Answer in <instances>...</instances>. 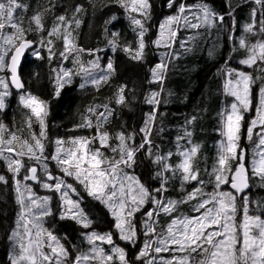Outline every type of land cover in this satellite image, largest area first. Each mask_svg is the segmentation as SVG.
Wrapping results in <instances>:
<instances>
[{
    "label": "snow or ice",
    "instance_id": "6c2138e0",
    "mask_svg": "<svg viewBox=\"0 0 264 264\" xmlns=\"http://www.w3.org/2000/svg\"><path fill=\"white\" fill-rule=\"evenodd\" d=\"M119 3L129 13L138 39L135 48L128 45L122 50L131 59L142 60L147 47L145 36L148 29L145 22L150 18L152 6L149 0H119ZM255 3L264 9V0H255ZM168 7L176 11L159 24L158 38L153 41L157 48L173 49L181 27L199 30L215 27L217 22L221 25L225 22L224 15L216 13L203 2L188 4L184 0H168ZM28 8L24 0H0V71L7 69L10 73V80L0 77V109L5 108V98L11 95V85L21 90L20 103L30 112L28 127L31 128L34 117L41 128L39 136L35 133L31 135L30 142L13 132L5 137V125L0 124V158L7 161V168L13 173L16 202L20 208L16 227L9 237L13 241L11 264H131L125 249L116 244L112 232L87 233L88 251L80 252L70 262L69 250L60 238L43 227L44 219L54 215L50 206L52 197L37 195L29 181L50 192L59 193L61 220H73L83 229L92 226L93 221L82 207L83 196L66 178H72L87 196L105 205L114 218L119 239L133 245L138 240V229L134 223L136 213L141 212L146 205H152L142 213L145 217L143 235L147 239L136 259L142 260L143 264H264V199L254 201L248 191L253 180H258L260 187H264V19L259 21L257 30L256 11L253 10L252 22L243 28L247 35L238 38L239 48L246 52V58L241 59L239 64L247 68L256 66L261 75L254 77L252 73L237 68H228L222 74L223 94L233 99L217 114V132L222 139L218 142L211 171L203 169L210 177L205 181L201 178L199 165L201 145L193 141L192 131L185 127L183 134L176 136L175 152L161 153L159 146H154L152 132L161 103L160 92H152L146 98L145 102L153 107L140 129L142 137L139 144L135 141L136 133L126 135L120 131L113 136L104 128L108 117L112 115V110L105 105L104 112L89 108L91 115L85 116L83 124L79 126L95 128L94 137H72L67 142L57 138L53 153L46 155L43 141L47 139L45 117L48 115V103L27 92L18 74L22 57L29 49H32L31 54L37 59L44 58L33 48L36 42L27 39L30 31H45L43 14L37 12L29 17V26L25 28ZM81 10L77 6L76 11ZM261 15L264 16V11ZM56 21L47 31L50 39L46 42L41 39L40 47H47L51 60L54 55L51 37L62 40L64 50L60 53L61 58L68 60L76 53L74 63L78 71L73 73L61 67L56 72L55 96L59 97L61 89L71 83L73 75H83L85 83L80 85L81 88L87 83L97 88L102 82L107 83L115 71L111 59L103 68L98 56L89 61L87 66L79 59L78 53L85 50L75 43L72 24L74 22L79 27L81 21L75 18L69 20L64 15L56 17ZM118 35L112 33L113 39L108 42L113 52L119 46L115 39ZM249 35L261 38L251 43ZM186 44L187 41H183L180 47L184 48ZM88 51L90 55L95 54L93 50ZM162 56L165 60L151 69L150 81L161 86L169 66L166 60L174 57L175 52L162 53ZM97 71L102 74L94 75ZM257 80L261 81L259 104L244 137L250 145L254 135L257 141L251 149V160L248 161L249 150L240 143L242 122L244 113L252 110L253 85ZM124 92L125 87H120L116 104L125 103ZM92 115L96 116L95 124ZM195 120L196 117H192L187 123L192 124ZM97 143L99 147L95 146ZM105 149L113 155H106ZM141 152L146 153L159 168L155 177L160 180V185L155 189H149L129 171L134 168ZM174 157L179 159L175 160ZM26 160L35 163L29 164ZM49 160L55 162L63 176L53 175L49 170ZM172 178L179 179L181 188L192 182L198 186L178 200L166 199L163 193L168 190ZM0 182L6 184L8 181L0 175ZM209 184L212 186L211 191H205ZM225 186L229 190H225ZM73 195L76 199H73ZM188 204H191V215L181 211V206ZM163 217L169 218L166 223ZM105 244L109 246L108 249L102 246ZM162 253L169 255L165 258Z\"/></svg>",
    "mask_w": 264,
    "mask_h": 264
},
{
    "label": "trees",
    "instance_id": "16d2710c",
    "mask_svg": "<svg viewBox=\"0 0 264 264\" xmlns=\"http://www.w3.org/2000/svg\"><path fill=\"white\" fill-rule=\"evenodd\" d=\"M24 2L29 5L28 11L25 13L24 27L29 26L28 18L37 12L43 14L45 25L44 32L30 31L27 33V39L36 42L34 49L38 50L44 58L37 59L31 54V51L21 67L20 78L25 84L27 92L48 103V115L45 117L47 139L43 141L46 146V155L53 153L54 141L57 138H62L67 142L72 137H94L95 128L79 126L83 124L85 116L91 115L88 112L89 108H95L97 112H104L105 105L112 110V115L108 117L104 128L113 136L120 131L125 132L126 135L136 133L135 141L139 144L142 137L140 129L144 126L147 114L152 111L153 107L145 102L146 98L152 92H160L161 103L152 132L154 146H159L161 153L175 152V138L177 135L183 134L186 127L192 131L193 141L201 145L200 167L212 168L218 142L222 139L217 132L219 127L217 114L230 101V98H226L223 94L224 77L222 74L228 68H237L252 73L254 77L261 75L256 66L249 69L239 64L241 59L246 58L245 50L240 49L238 43V38L241 35H247L243 31L244 25L252 22L253 10L256 11L257 30L260 26L259 21L264 19V16L261 15L264 9L257 5L255 0H184L188 4L206 3L216 13L224 15L225 22L222 25L217 22L215 27L199 30L181 27L173 49L157 48L153 41L158 38L159 24L166 17L173 15L176 9L168 7V0H149L152 7L150 18L145 22L148 29L145 36L147 47L144 58L139 61L131 59L122 50L124 46L128 45L135 48L138 39L136 32L133 31L129 13L120 6L119 0H24ZM77 6L81 7L80 12L76 11ZM60 15L66 16L69 20L75 18L81 21L79 27L73 22L72 34L78 47L85 50L78 53L82 63L87 66L89 61L98 56L103 68L109 59L113 61L115 71L107 83L102 82L98 88L87 83L84 88H81L80 85L85 83L83 75H73L71 83L66 84L61 89L59 97L55 96L56 72L61 67L69 69L73 73L78 71V66L74 63L76 53L70 56L68 60L61 58L60 53L64 50L62 40L51 37L54 41L52 46L54 55L51 60L48 58L47 47H40L41 39H44L45 42L50 39L47 36V31L57 22L56 17ZM113 17H115L114 20ZM233 18L235 19L234 27ZM32 27L34 29L35 25L33 24ZM114 32L119 34L115 38L119 45L115 52L112 51L108 43L109 40L113 39L112 33ZM190 37H195V39H189ZM260 38V36H248L251 43H255ZM183 41H187V44L181 48L180 43ZM88 50H93L95 54L90 55ZM172 51L175 52V56L166 60L169 66L165 73L163 85L150 82L152 80L151 69L161 60H165L162 53ZM101 74L99 71L94 73L96 76ZM260 85L261 81L258 80L254 90H258ZM122 86L125 87L126 101L123 105H118L115 100L118 90ZM161 87L163 91H161ZM256 94L257 92L253 91L254 98ZM19 96L20 94L11 93L9 98H5L4 110L13 115V118L8 120L9 124L5 128L4 135L7 137L9 132H13L17 136L32 142L31 135L35 133L39 136L41 128L34 117L31 128L28 127L27 121L30 112L21 105ZM192 117H196V120L192 124H188L187 121L191 120ZM91 119L95 124L96 116L92 115ZM246 124L242 128L240 143L242 147L249 150V160L250 150L255 145L257 138L254 135L251 145L247 142L244 138L246 136ZM95 146L99 147V144L97 143ZM103 151L108 156L113 155L108 149ZM174 159L178 160L179 158L174 157ZM26 163L34 164L35 162L26 160ZM48 163L49 170L53 175L63 176L54 162L49 160ZM158 170V166L152 162V159L146 153L141 152L137 156V163L134 168L129 171L138 176L149 189H155L160 185V180L155 177V172ZM0 175L5 176L8 181L6 184L0 182V264H11L9 237L15 226L20 208L16 202L13 173L8 170L7 161L3 158H0ZM23 175L24 172L22 171L21 176ZM66 179L80 191L83 196L82 207L93 221L91 228L84 230V232L95 230L99 220L107 222L108 227L97 232L101 234L112 232L116 244L126 250L127 258L131 264H143L142 260L136 259V253L139 245L147 239L143 235L144 229L141 227L145 220L142 213L151 204L146 205L144 210L135 216L134 223L137 224L138 240L136 245H133L119 239L114 228V218L105 205L87 196L83 188L72 178ZM194 184L196 182L186 184L181 188L179 179L172 178L169 180L168 190L163 195L169 193L173 196L172 200H178L184 197L188 189ZM207 189H210V184ZM225 189H228L227 186ZM43 194L42 196L52 197L50 206L54 213V215L44 219L43 227L58 236L61 243L71 251L69 238L73 244L80 243V233L83 229L73 220H61L59 218L60 201L58 193L45 191ZM73 198L75 199V196ZM190 205H184L183 209L189 211ZM55 224L60 226L61 230ZM76 254L78 252H75L74 256Z\"/></svg>",
    "mask_w": 264,
    "mask_h": 264
},
{
    "label": "rangeland",
    "instance_id": "374dc122",
    "mask_svg": "<svg viewBox=\"0 0 264 264\" xmlns=\"http://www.w3.org/2000/svg\"><path fill=\"white\" fill-rule=\"evenodd\" d=\"M247 68V67H246ZM250 69V68H249ZM5 70L4 71H0V77H4V78H6V75H5ZM248 72V71H247ZM256 83H258V80L256 81ZM256 85V84H255ZM255 85H253V91H255V92H258V90H254V87H255ZM6 98H9V96L8 97H6ZM230 98V97H229ZM256 98V97H255ZM233 99V98H232ZM253 99H254V97H253ZM253 99H252V105H253ZM255 107L251 110V111H249V112H246V113H244V121L242 122L243 123V125L245 124V123H247L246 124V130H247V127L249 126V123H250V121L255 117V115H256V108H257V106H258V104H259V96L257 95V98H256V101H255ZM251 108H252V106H251ZM11 118H13V115H11L9 112H7L6 110H4V109H0V124H3V125H5V128H6V126L9 124L8 123V120H10ZM254 147V146H253ZM251 160V150H250V155H249V160L248 161H250ZM250 166V165H249ZM201 168V178L202 179H204L205 181H208L209 179H210V177H209V175H208V173H206V172H204L203 171V169H205V167L204 166H202V167H200ZM211 171V169H208V172H210ZM204 175H206V177H204ZM30 182V181H29ZM251 184H252V187H251V191L249 192L250 193V197L255 201V200H261V199H264V187H260V185H259V181L258 180H253V181H251ZM195 186H198L197 184H194L192 187H190L189 189H188V192H190V191H192L193 190V188L195 187ZM208 186V185H207ZM38 189L39 190H41V192H45V191H48V190H46V189H44V188H42V187H38ZM212 189V186L210 185V189H207V187L205 188V191H210ZM225 190H227V189H225ZM59 194V193H58ZM37 195H39V196H42L41 194H38L37 193ZM74 197V196H73ZM164 197L166 198V199H171L173 196L171 195V194H169V193H166V194H164ZM74 199V198H73ZM75 199H76V197H75ZM190 207H191V205H190ZM254 207H255V205L253 204L252 205V208L254 209ZM107 208V207H106ZM149 209V208H148ZM142 210H144V209H142ZM141 210V211H142ZM181 211H183V208L181 207ZM190 211H191V209H190ZM137 214H139V212L138 213H136V215ZM169 218L168 217H163V221L166 223L167 222V220H168ZM136 224V223H135ZM137 225V224H136ZM55 226L59 229V230H61L60 229V226H57V224H55ZM16 227V223H15V226H14V228ZM108 227V223L107 222H105V221H103V220H99L98 222H97V228H95V230H93V231H99L100 229H102V228H107ZM141 227H143V225H141ZM13 228V229H14ZM62 228V227H61ZM13 231V230H12ZM12 231H11V233H12ZM90 232H92V231H90ZM90 232H87V233H90ZM87 233H84V234H81L80 233V235H81V241H80V243H76V244H73V241L69 238V244L71 245V251H69V253H70V259L72 260V258H74V253L75 252H78V254L80 253V252H84V251H88V249H89V245L87 244V241H86V234ZM62 234H63V232H62ZM65 234H67V233H65ZM11 236V235H10ZM9 242H10V247H9V258H10V254L12 253V251H13V241L11 240V239H9ZM125 242V241H124ZM144 244V243H143ZM143 244L139 247V250H141V248L143 247ZM81 245V246H80ZM135 245H136V243H135ZM80 246V247H79ZM103 247H105V249H108L109 248V246L108 245H102ZM126 251V250H125ZM138 253H139V251H138ZM137 253V254H138ZM162 256H164L165 258H167L168 257V255L169 254H167V253H162L161 254Z\"/></svg>",
    "mask_w": 264,
    "mask_h": 264
},
{
    "label": "water",
    "instance_id": "95a60500",
    "mask_svg": "<svg viewBox=\"0 0 264 264\" xmlns=\"http://www.w3.org/2000/svg\"><path fill=\"white\" fill-rule=\"evenodd\" d=\"M33 47H34V45H33ZM30 50V49H29ZM28 50V51H29ZM27 51V52H28ZM26 52V53H27ZM25 56H26V54H25ZM25 56L24 57H22V60H21V64H20V66H19V68H18V74H19V71H20V68H21V66H22V64H23V61H24V59H25ZM7 73L9 74V80H10V73L7 71ZM11 86V85H10ZM11 88L15 91V92H20L21 90H17V89H15L13 86H11Z\"/></svg>",
    "mask_w": 264,
    "mask_h": 264
},
{
    "label": "bare ground",
    "instance_id": "6f19581e",
    "mask_svg": "<svg viewBox=\"0 0 264 264\" xmlns=\"http://www.w3.org/2000/svg\"><path fill=\"white\" fill-rule=\"evenodd\" d=\"M53 228V227H52ZM56 229V228H55Z\"/></svg>",
    "mask_w": 264,
    "mask_h": 264
}]
</instances>
